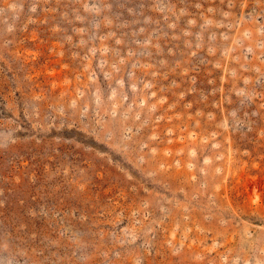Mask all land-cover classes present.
I'll list each match as a JSON object with an SVG mask.
<instances>
[{
	"label": "rangeland",
	"instance_id": "obj_1",
	"mask_svg": "<svg viewBox=\"0 0 264 264\" xmlns=\"http://www.w3.org/2000/svg\"><path fill=\"white\" fill-rule=\"evenodd\" d=\"M0 264H264V0H0Z\"/></svg>",
	"mask_w": 264,
	"mask_h": 264
}]
</instances>
